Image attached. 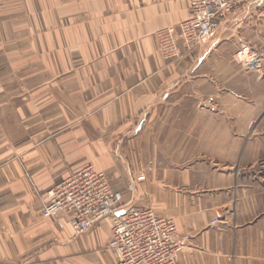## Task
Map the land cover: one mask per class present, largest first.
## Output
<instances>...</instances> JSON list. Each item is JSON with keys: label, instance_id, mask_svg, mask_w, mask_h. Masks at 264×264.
Here are the masks:
<instances>
[{"label": "crops", "instance_id": "crops-1", "mask_svg": "<svg viewBox=\"0 0 264 264\" xmlns=\"http://www.w3.org/2000/svg\"><path fill=\"white\" fill-rule=\"evenodd\" d=\"M189 17V0H0V264H116L111 217L79 235L43 217L87 165L123 191L119 213L190 236L178 264H264V122L245 101L264 82V0L164 58L157 32Z\"/></svg>", "mask_w": 264, "mask_h": 264}, {"label": "built area", "instance_id": "built-area-1", "mask_svg": "<svg viewBox=\"0 0 264 264\" xmlns=\"http://www.w3.org/2000/svg\"><path fill=\"white\" fill-rule=\"evenodd\" d=\"M253 1L189 0L190 17L177 29L167 27L157 32L161 55L166 59L179 56L180 42L188 49L205 43L217 34L225 18L248 8ZM153 169L154 161L150 160L137 181H145ZM134 189L135 183H128L127 190ZM123 200V191L112 187L105 171L87 165L47 193L43 217L53 219L61 229L69 225L76 235L111 217L109 247L116 264H178L190 236L181 235L173 219L160 216L152 208L130 207L119 213Z\"/></svg>", "mask_w": 264, "mask_h": 264}, {"label": "rangeland", "instance_id": "rangeland-1", "mask_svg": "<svg viewBox=\"0 0 264 264\" xmlns=\"http://www.w3.org/2000/svg\"><path fill=\"white\" fill-rule=\"evenodd\" d=\"M241 10L242 9H240V11ZM261 49L262 50H260L259 52H260V54H262V56H264V45L261 47ZM241 50L248 51V54H249L250 57H253V56L254 57H258L259 56V52L255 48L251 49L250 47H244ZM240 52L241 51H239L237 54L239 55ZM245 65H246V67L248 68L249 71H253L254 72V71H259L260 70V66L259 65L255 66L251 61L245 63ZM262 69H263V75H264V63L262 64ZM259 91L261 92L260 96L257 95V94L254 97H251L250 95H247V96H245V101L247 103H250V104H254L255 103V107L256 108L258 106L261 107L262 110L261 111H255L254 113H252V116H253V119L261 120V121L264 122V82L262 83V86L259 89ZM261 130H262V137H261L262 161H261V165H262V168L264 169V123L262 124Z\"/></svg>", "mask_w": 264, "mask_h": 264}, {"label": "bare ground", "instance_id": "bare-ground-1", "mask_svg": "<svg viewBox=\"0 0 264 264\" xmlns=\"http://www.w3.org/2000/svg\"><path fill=\"white\" fill-rule=\"evenodd\" d=\"M246 53H247V54H246ZM247 55H248V57H250L249 54H248V51H243L242 53H240V54L238 55V57H239V58H246Z\"/></svg>", "mask_w": 264, "mask_h": 264}]
</instances>
